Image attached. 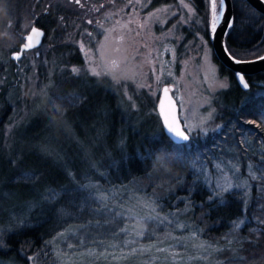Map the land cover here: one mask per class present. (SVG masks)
<instances>
[{"label":"trees","instance_id":"16d2710c","mask_svg":"<svg viewBox=\"0 0 264 264\" xmlns=\"http://www.w3.org/2000/svg\"><path fill=\"white\" fill-rule=\"evenodd\" d=\"M89 0H80L79 9H89ZM93 1V0H90ZM173 0H152L150 7L170 3ZM207 0H195V6L201 13L205 12ZM234 25L228 30L225 36V44L228 52L239 59H248L264 53V15L256 11L245 0H231ZM75 0H7L3 3L0 0V9L4 14H0V30L13 35L17 50L23 41L25 33L31 25H37L43 29L42 43L50 45L48 60L54 67L51 70L52 80L56 84L63 81L73 80L76 76L81 78L85 84H94L98 89L93 98H90L92 107L89 112L94 117L93 122L74 115L73 119L67 121L75 127V131L80 138L89 137L100 140L102 138L117 140L118 149H114L113 160L110 164L108 178L97 180L93 185L95 188L88 191L95 197L103 194L109 189L124 190L121 198L125 204L132 205L130 202L138 198L143 193H148L150 183L148 173L151 175L164 177L168 184H173V189L164 198V203H171L172 210H182L179 220L187 224L190 228H199V240L211 244L214 248L222 251L204 253L202 250L189 248L185 253L181 247L173 242H168V246L159 247L167 249L166 252H157L156 248L143 252L139 264H148L157 255L163 264H264V71L246 76L250 88L242 89L233 76L232 71L221 66L223 73L229 76L235 86L234 101L221 103L217 114V120L221 124L218 130L208 132L206 135L197 134V138L192 140L191 146L183 149V159H177L175 163L168 166L167 173L156 171L152 168V160L147 159L149 152L160 147H167L172 150L173 145L165 135L163 126L160 122L159 133L155 135L144 134L142 137L137 131L125 134L124 129L119 134V129L126 117L120 92L106 82H101L95 76H70L67 71H63L57 76L56 68L72 64H81L82 55L79 48L70 41H65L64 36L60 35L58 26L71 18L81 16V12H76ZM76 6V8H74ZM11 23L10 28H5L6 24ZM25 23V25L23 24ZM10 29V30H9ZM53 35L54 40L49 41V36ZM41 43V44H42ZM32 50V49H31ZM28 50L26 52H29ZM25 52V53H26ZM23 56L21 57L22 60ZM20 61L12 58H0V189L4 190L2 198L8 200L10 193L8 188L17 182L24 181L19 174L10 176L12 162L6 159L9 146H4V126L11 119L16 117L19 107L22 104L20 99ZM43 64L38 68L41 80L45 74L40 72ZM169 84V83H166ZM28 104V113L19 121V126L13 128L11 136L7 140L10 143L15 136L22 141L24 122L29 118L35 117L33 128L34 133L40 137V143H44V148H51L49 142L52 139L60 140L66 136L71 129H59L53 132L49 118L56 112L52 105L43 100H35L33 104ZM51 119V118H50ZM83 120H86L83 121ZM256 121V123H251ZM76 125L83 126V130ZM74 127H72L74 129ZM57 135L53 136L52 134ZM50 139L48 142L43 141ZM138 139H141L138 142ZM116 144V143H115ZM19 152L17 155H20ZM228 156L236 162L239 167V175L246 172L251 166V171L258 177L251 180L248 176L249 186L247 189H234L231 192H222L221 196H214L209 192V188L204 184L202 174H194L191 162L195 158L206 160L211 164L213 159ZM117 167L113 169V167ZM93 175H98L94 173ZM117 178L110 181L115 176ZM119 175V176H118ZM144 185H135L139 180ZM152 179V180H153ZM149 180V181H150ZM42 200L33 207H26L32 203V198H22L18 196L15 201L8 205L14 212L13 216H8L6 205L0 208V264H64L66 258H60L62 254H67L63 248L67 244L58 238L53 242V237L58 233H63L68 226H60L66 221L67 215L61 206L65 203L60 201L49 202ZM160 202L159 199H156ZM97 204V203H96ZM64 206V205H63ZM139 203L132 205L131 211L138 215ZM163 206L157 213L163 211ZM65 214V216H64ZM141 215V213H140ZM139 216V215H138ZM56 221V223H55ZM243 221L239 228H235V223ZM177 220L172 221L174 225ZM156 229L155 238L149 240L159 241L163 234V226L151 227ZM144 228V225H143ZM142 228L141 231H144ZM177 234H190V229L175 228ZM145 232V231H144ZM102 237L89 239L84 243V247H91L96 244L98 247L107 245L108 241L101 240ZM128 239H135L129 236ZM103 242V243H101ZM72 244V240L70 243ZM136 244V243H135ZM129 244L127 250L135 247ZM72 250V248H70ZM98 251V250H97ZM126 251V249H125ZM88 252V251H87ZM184 252V253H183ZM59 253V255L57 254ZM67 257L72 263L75 256ZM206 256V259H202ZM243 258V259H240ZM133 259L129 260L132 263ZM83 264V263H82ZM95 264H99L95 262Z\"/></svg>","mask_w":264,"mask_h":264},{"label":"rangeland","instance_id":"374dc122","mask_svg":"<svg viewBox=\"0 0 264 264\" xmlns=\"http://www.w3.org/2000/svg\"><path fill=\"white\" fill-rule=\"evenodd\" d=\"M209 2V0H208ZM218 2V0H217ZM184 3L189 6L191 11L183 9L178 3V0H173L171 3L160 4L149 7L147 0H141V4L133 3L126 6V0H115V5L110 4L109 0H93L88 1L91 5L89 9H79L76 12H81V16L71 18L66 22L59 24L58 29L61 36H64L65 41L74 43L80 50L82 55L81 64H72L68 66H59L56 68L57 76H60L63 71H67L70 76H95L92 74L91 69L95 68L96 71L101 72L98 80L106 82L112 87H115L117 92H120L123 108L126 117H123V122L120 127V132L124 129L126 135L129 132L137 131L141 137L144 134L155 135L159 133L160 118L157 112L158 95L160 93L161 86L154 82L153 72L151 65L147 60H141L139 57L133 59L135 48L144 44L148 45V51L160 50L163 51V47L174 49L175 60L172 59V54H164L163 60L168 62L165 65V71L169 68L173 73L175 81L178 82L179 95L184 98V105L181 109L179 98L176 95V89H173L172 95L177 99V109L180 120L184 126V116H189V123L197 124L199 118L207 117L211 112L212 119L208 120L205 127L209 128L208 132H213L221 127V124L217 120V114L221 103L234 101L235 86L229 79V76L223 73L220 64L214 60L211 52L210 45L204 36L205 30L208 29L211 19L210 6L206 8L203 16H201L193 7L191 1L184 0ZM103 4L104 7L100 8V11H95ZM147 4L146 7L143 5ZM168 5H172L168 9L167 13H160L161 20L159 23L151 24L150 30L144 29L141 32V38H137L135 41L127 40L124 43L117 44L115 42L107 43L106 59L116 60L122 68L132 69L138 73L136 82L129 81L127 87L124 86L122 81L120 84H115L110 77L103 74V68L99 57L96 55V49L101 43H104L102 30L97 28V23H102L105 28L113 26L115 20H121L124 22L129 14L133 15V19L140 23L144 22V17L148 12L154 11L157 8H164ZM74 6V8H76ZM133 8L136 9L138 16L132 13ZM176 13L175 16L172 13ZM119 13V15L112 16L111 19L107 18V14ZM183 16L184 24H177V20ZM88 20H92L93 23L89 24ZM25 25V23H23ZM7 25V24H6ZM134 26V25H133ZM7 28V27H5ZM119 30V26L117 25ZM10 30V29H9ZM29 30V29H28ZM4 32V30H0ZM90 34V35H89ZM117 35V33H113ZM9 39L0 40V58L10 57V53L14 51L12 48L15 46V39L13 35L9 34ZM159 38V40H157ZM183 38V39H182ZM54 40V36H49V41ZM9 45H12L11 47ZM119 48L120 52L116 49ZM50 52V45L48 43H42L37 48L26 52L20 62V77L21 85L19 96L22 100V107L16 117L4 126V146H9L6 159L12 162L10 168V176L14 179L13 174H19L24 180L17 182L14 186L8 188L10 193L9 199L4 200L2 198L4 190L0 189V208L6 205L8 216H13L14 212L8 208L15 199L20 196L22 198H32V203L27 204L26 207H33L42 200L51 199L47 196L49 189H56L57 192L62 193L53 201H60V204L65 202L61 209L65 210L67 219L60 226H68L63 233L65 237L61 238V242L65 245L70 243L74 246L72 250L70 248H63L68 253L62 254L60 258H66L64 264H139L140 259L144 253L137 251L135 254H130L131 250H127V246H124V240L129 236L120 235L116 236V232L113 231L117 227L118 219L113 218L111 212H105L100 214L99 212L93 213L91 209H99L100 205L97 203H91V209L85 210L80 205L85 204V197L88 196V192H81L77 189V185L90 184L93 185L97 180L108 178L110 171V164L113 160L114 149H118L117 140H108L99 136L100 140L83 137L80 138L73 125L67 123L71 118L76 123L74 115H78V118H87L90 115V98H93L97 93L95 89H98L93 83L89 85L81 81L79 76H76L73 80L63 81L59 84L53 82V66L51 61L48 60ZM141 52L147 57V51L141 48ZM125 56L129 63L125 65L122 61ZM152 59H155L153 57ZM43 64L42 72L45 74L43 80H41L38 74L39 66ZM139 67H136V66ZM78 70L77 73H73L72 69ZM155 75L160 76V61L156 62ZM164 84L169 83L166 77H161ZM150 84L153 87L151 89L144 87L140 88L138 84ZM223 84L225 87H220ZM170 85V83H169ZM41 99L44 103L48 102L59 108V112H55L53 116L49 118L51 126L49 129H53V132L58 127L59 129H67L71 126L70 132L61 137L60 140L52 139L49 144L51 148H44L45 144L40 143V137H38L33 130L35 117L29 118L24 122L23 138L22 141L18 137H12L10 143L7 144L9 136H11L13 128L19 126V121L26 116L28 110V104L25 100H28L29 104H33L35 100ZM95 119L91 115L87 118V122H93ZM86 122V120H83ZM264 122V119H263ZM56 126V128H55ZM74 127V129L72 128ZM76 127L83 130V126L76 125ZM194 134L205 135L200 133L198 129L194 130ZM53 136H56L54 133ZM50 139H46L44 142H48ZM141 139H138L140 142ZM116 143V144H115ZM20 155H17L18 153ZM211 164H207L206 160H200L195 158L191 162L195 163L196 168L202 169V179L204 184L210 189L209 192L216 196H221L222 192L217 193L214 185L221 180V172H227V174L233 177V184L237 183V177L240 180H244L248 177L249 169L246 172L239 175L238 164L231 160L228 156L220 155V158L213 159ZM219 164L220 169L216 168ZM235 165L238 171H232V166ZM117 170V167H113ZM94 173L98 175H93ZM152 173H148L149 177L153 176ZM115 176V175H113ZM119 176V175H118ZM117 178H111L113 181ZM148 179L150 186L148 193L142 190L140 198L151 197L155 201L156 213L161 205L163 211L158 213L162 217H167L168 221L179 219L180 212L182 210L170 211L172 208L171 203H164V198L168 192L173 189V184L165 180L164 177L154 175L153 180ZM16 180V179H14ZM150 180V181H149ZM135 185H144L140 179L137 180ZM124 190L118 186V189H109L104 192V195L108 196L107 203L120 209H131L132 205L135 206L139 203L138 215L140 220L135 224L136 230H143L145 233L157 232L153 226L154 223L144 219L146 215L152 214L149 207H145L143 203L137 198H134L132 205H127L123 201L121 195L124 194ZM90 194V193H89ZM91 195V194H90ZM103 195V194H99ZM92 196V195H91ZM159 199L160 202H157ZM141 213V215H140ZM65 216V214H64ZM109 221V223H106ZM56 223V221H55ZM125 224L131 226L133 221L126 220ZM156 227L158 224H154ZM123 227L124 224H119ZM163 226L164 234L159 241L150 242L146 237L141 239L136 237L135 247L153 245V248L168 246V242H173L175 245L181 247V249L187 253L189 248L197 250L192 247L191 243L185 239L186 233L177 234L173 226L165 223ZM102 237L101 240L108 241L103 247H98L96 244L91 247H84V243L89 239ZM178 238V239H174ZM58 239V238H57ZM181 241L183 245L181 246ZM116 245L117 247H111ZM126 249V251H125ZM98 250V251H97ZM88 251V252H87ZM183 252V253H184ZM75 256L72 259V263L67 262V257ZM115 257V258H114ZM159 256L155 255L151 262L148 264H163ZM133 259L132 263L129 260ZM208 264V263H206Z\"/></svg>","mask_w":264,"mask_h":264},{"label":"snow or ice","instance_id":"6c2138e0","mask_svg":"<svg viewBox=\"0 0 264 264\" xmlns=\"http://www.w3.org/2000/svg\"><path fill=\"white\" fill-rule=\"evenodd\" d=\"M7 0H3V3H6ZM77 4H80V0H75ZM152 0H147V4H151ZM110 4L115 5V0H109ZM133 3V0H126V6ZM136 4H141V0H135ZM178 3L181 5L183 9H187L188 11H191L189 6L184 3V0H178ZM147 4H144L143 6L146 7ZM209 6H210V15L211 19L209 22V26L207 29L208 37L209 39H215V33L217 32L218 27L221 26L223 23V18L226 11V0H209ZM104 5L101 4L99 8H96L95 11L99 12L100 8H103ZM172 7V5H168L164 8H157L154 11H150L147 13V15L144 17V22L140 23L138 21H135L133 19V15L129 14V16L124 19V22L121 23V20H115L112 27L105 28V25L102 23H97V28L102 30L103 33V40L104 43H101L99 47L96 49V55L99 57V60L101 62V66L103 68V74L110 77L111 80L115 84H120L122 81L124 82V86L127 87V83L129 81L136 82L138 73H136L132 69L122 68L119 63H117L116 60H108L106 59V52L101 51L102 49L106 50L107 43L109 42H115L117 44L124 43L127 40L135 41L137 38H141V32L144 29L150 30L151 24L153 23H159L161 20L160 13H167L168 9ZM132 13L138 16V13L136 12V9L133 8ZM119 15V13H110L107 14V18L111 19L112 16ZM173 16L176 15V13H172ZM235 17L229 16L226 23H223L224 28V34L226 35L228 30L231 29L234 25ZM89 24H92V20H88ZM177 24H184L186 21H184L183 16L177 20ZM117 25L119 26V30L117 29ZM134 25V26H133ZM6 27L10 28L11 23L9 22ZM113 33H117V35H113ZM90 35V34H89ZM43 36V32L36 28L31 27L30 33L25 37L26 42L22 44L21 49L19 51H15L12 53V59L15 61H20L21 57L24 56L25 51L32 49L35 47L36 44H39V37ZM3 39H9V38H0V40ZM159 40V38H157ZM222 47H225V54L229 57V59L233 60L234 63H252L255 61H244V60H237L236 57L232 56L230 52L227 51L226 46L224 45L223 39L221 40ZM10 47L12 45H9ZM141 48H143L145 51H147V57L143 55L141 52ZM117 52H120V49H116ZM172 54L173 61L175 60L174 55V49H170L168 47H163V51L160 50H153L148 51V45L144 44L141 46H138L135 48L133 59L139 57L141 60H147V62L151 65L152 72H153V78L154 82L157 85L161 86L162 91V99L160 101V114L163 117V125L167 130V133L169 134L170 142L173 145L172 150H169L167 147H160L152 152H149V155L147 159L152 160V168L156 171H163L165 173L168 172L169 168L168 166L170 164H173L176 162L177 159H183V149H186L191 146L192 140L197 138V134H194V130L198 129L200 133L207 134L209 131V128L205 127L208 120L212 119L211 112H209L207 117H201L199 118V121L197 124H191L189 123V116H184V127L181 126V120L180 117L177 115V99H175L172 95L173 89H176V95L179 98V103L181 106V109L183 108V105L185 103L184 98L179 95V88L177 87L178 82L175 81L173 77V73L171 69L169 68L167 71H165V65L168 63L163 60L164 54ZM155 57V59H152ZM259 60L264 61V56H259ZM157 60L160 61V72L161 75L157 76L155 75L156 72V62ZM125 65L129 63L127 60V57L125 56L124 60L122 61ZM136 67H139L138 65ZM73 73H77L78 70L73 68ZM91 72L95 76H100L101 72L96 71L95 68L91 69ZM237 81L241 85L242 89L248 90L250 88L249 83L245 79L244 74L237 73ZM166 77L169 80L170 86L164 85L163 79L161 77ZM140 88L147 87L151 89L153 86L150 84H138L135 85ZM220 87H225V85L221 84ZM261 95H264V93H261ZM53 107H56L53 104ZM56 111L59 112L60 109L56 108ZM251 123H256V121H251ZM161 153L163 155H161ZM220 165L217 164L216 168L220 169ZM192 168L194 171V174L199 175L202 172V169L196 168L195 163L192 164ZM232 171H238L235 165L232 166ZM221 180L220 182H217L214 187L215 191L217 193L229 191L231 192L234 189H247L249 186L248 180H240L239 177H237V183L233 184V177L229 176L227 172L222 171L221 172ZM248 176L251 180H257L258 177L251 171V166H249V172ZM261 179H264V173H262ZM95 188L94 185L85 184V185H77V189L81 192H88L89 190ZM62 193L57 192L56 189H49L47 192V196L50 197L51 200L56 199L58 196H60ZM107 195H99V196H89L85 197V204L80 205L82 209L88 210L91 209V203H98L100 205L99 209H91L93 213L99 212L100 214H104L105 212H111L113 218L118 219L117 227L113 229V231L116 232V236L119 237L120 235L124 236H134L138 238H147L149 240L154 239V230L152 232L145 233L144 231H137L135 224L139 222L140 217L131 211V209H120L117 210L116 208H113L110 206L108 201ZM141 201V203L144 204L145 207H149L152 214L146 215L144 219L153 222L154 224L158 225H164L165 223H168L172 225V221H168V218L160 216L158 213H156L155 209V201L151 199V197H143L137 198ZM126 220L133 221V224L129 226L128 224H125ZM106 223H109V221H106ZM244 223L243 221H239L238 223H235L234 227L239 228L240 225ZM119 224H124L123 227H120ZM175 228H183V229H190V234L185 237L187 239L193 248L197 250H202L204 253L209 252H217L222 251V249L214 248L211 244H207L206 242H201L198 237V233L201 231L198 227L197 228H190L189 225L183 224L180 222H176L174 225H172ZM65 237V233H58L56 237H53V242L57 240V238H63ZM178 239V238H174ZM103 243V242H101ZM124 246H127L129 244H135V239H125L124 240ZM3 242L0 241V247H3ZM68 248H73L74 246L72 244L66 245ZM181 246L183 245V241H181ZM111 247H117L116 245H111ZM154 246L148 245V246H140L139 248L133 247L131 249L130 254H135L137 251L145 252L150 251ZM157 252H166L167 249L164 248H156ZM59 255V253H57ZM115 258V257H114ZM206 256H203L202 259H206ZM243 259V258H240Z\"/></svg>","mask_w":264,"mask_h":264},{"label":"water","instance_id":"95a60500","mask_svg":"<svg viewBox=\"0 0 264 264\" xmlns=\"http://www.w3.org/2000/svg\"><path fill=\"white\" fill-rule=\"evenodd\" d=\"M245 1L249 5H251L256 11H258L259 13L264 15V0H245ZM229 16L233 17L232 3H231V0H226V11H225V15L223 18V23L227 22ZM223 23L221 24L220 27H218L217 32L215 33V39H210L213 54H214L215 58L219 61V63L222 66H224L225 68L234 72L236 81H237V75H236L237 73L244 74L245 79H246V76H248V75H252V74L258 73L260 71H264V61L258 59L259 56H264V53H262L259 56H256L253 58H248V59L236 58L237 60L255 61L252 63H234L233 60L229 59V57L225 54V47H222V44H221V40L223 39L224 45L226 46V44H225V36L226 35L224 34ZM33 26L40 29L43 32V29L41 27L34 25V24L31 25L29 30L25 33L23 41L19 44L18 49L14 50L10 53V58L12 57L13 52L19 51L21 49L22 44L26 42L25 37L30 33L31 27H33ZM42 38H43V36L38 38L40 41L39 44H36L35 47H33L32 49L37 48L42 43ZM29 50H31V49H29ZM26 51H28V50H26ZM237 83H238V81H237ZM238 85L241 87V85L239 83H238ZM162 98H163L162 97V91L160 90V96H159L158 103H157V112H158V116L160 118V122L163 126V131H164L165 135L169 138V134L167 133V130L163 125V117L160 114V101ZM177 115H178V109H177ZM181 126L183 127L182 122H181Z\"/></svg>","mask_w":264,"mask_h":264},{"label":"flooded vegetation","instance_id":"af4514ba","mask_svg":"<svg viewBox=\"0 0 264 264\" xmlns=\"http://www.w3.org/2000/svg\"><path fill=\"white\" fill-rule=\"evenodd\" d=\"M189 1H191V3H192V5H193V7H194V9L201 15V16H203L204 15V13H201L200 11H198V9L196 8V6L194 5L195 4V0H189ZM219 2V1H218ZM171 3V2H170ZM194 3V4H193ZM206 5L207 6H205V11H206V8L209 6V2H208V0L206 1ZM149 7H150V4H149ZM151 8V7H150ZM204 36H205V38L207 39V41H208V43H209V45H210V48H211V43H210V39H209V37H208V32H207V30H205V33H204ZM183 39V38H182ZM211 52H212V56H213V58H214V60H216L218 63H219V61L215 58V56H214V54H213V51H212V48H211ZM220 64V63H219ZM233 73V76H235V74H234V72H232ZM249 76V75H248ZM164 85H168V86H170L169 84H164ZM159 96H160V93H159V95H158V99H159ZM178 115H179V113H178ZM184 127V126H183Z\"/></svg>","mask_w":264,"mask_h":264},{"label":"clouds","instance_id":"9594fccd","mask_svg":"<svg viewBox=\"0 0 264 264\" xmlns=\"http://www.w3.org/2000/svg\"><path fill=\"white\" fill-rule=\"evenodd\" d=\"M0 14H2V15L4 14L3 9H0ZM0 38H10L9 33L0 32ZM161 155H163V154L161 153Z\"/></svg>","mask_w":264,"mask_h":264}]
</instances>
